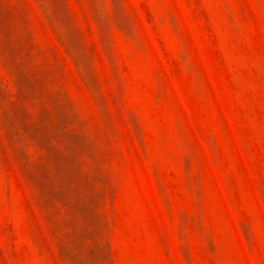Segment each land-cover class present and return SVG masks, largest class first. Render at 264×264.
<instances>
[{
	"label": "rangeland",
	"instance_id": "1",
	"mask_svg": "<svg viewBox=\"0 0 264 264\" xmlns=\"http://www.w3.org/2000/svg\"><path fill=\"white\" fill-rule=\"evenodd\" d=\"M0 264H264V0H0Z\"/></svg>",
	"mask_w": 264,
	"mask_h": 264
}]
</instances>
